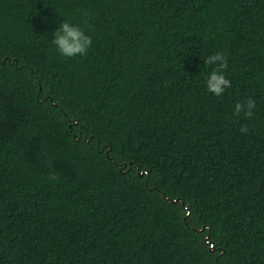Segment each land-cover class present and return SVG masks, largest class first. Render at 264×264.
<instances>
[{"label": "trees", "instance_id": "16d2710c", "mask_svg": "<svg viewBox=\"0 0 264 264\" xmlns=\"http://www.w3.org/2000/svg\"><path fill=\"white\" fill-rule=\"evenodd\" d=\"M0 264H264V0H0Z\"/></svg>", "mask_w": 264, "mask_h": 264}, {"label": "clouds", "instance_id": "9594fccd", "mask_svg": "<svg viewBox=\"0 0 264 264\" xmlns=\"http://www.w3.org/2000/svg\"><path fill=\"white\" fill-rule=\"evenodd\" d=\"M90 27V26H89ZM52 43L56 46L60 55L73 58L76 56H86L89 49L92 47L93 40L86 34L85 30L79 25H73L68 20H65L53 34ZM207 67H212L211 72L207 75L205 83L207 91L217 97L224 95L227 89L231 88L232 82L227 78L226 72L228 70V55L226 53L218 52L209 55L204 60ZM256 108V101L252 98L246 101H238L233 108V116L239 120L241 116L248 119L253 117L254 109ZM241 134H246L248 128L241 126ZM51 179H56L55 174H52Z\"/></svg>", "mask_w": 264, "mask_h": 264}]
</instances>
